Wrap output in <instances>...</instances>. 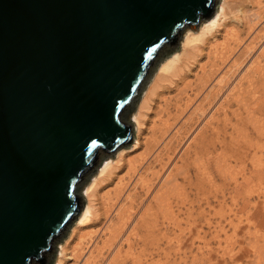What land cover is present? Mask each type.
<instances>
[{"label": "water", "instance_id": "95a60500", "mask_svg": "<svg viewBox=\"0 0 264 264\" xmlns=\"http://www.w3.org/2000/svg\"><path fill=\"white\" fill-rule=\"evenodd\" d=\"M218 1L0 0V264H52L153 67Z\"/></svg>", "mask_w": 264, "mask_h": 264}, {"label": "bare ground", "instance_id": "6f19581e", "mask_svg": "<svg viewBox=\"0 0 264 264\" xmlns=\"http://www.w3.org/2000/svg\"><path fill=\"white\" fill-rule=\"evenodd\" d=\"M261 12H264V0H219L215 12L210 18L200 21L197 26L184 29L179 48L164 55L161 59L154 75L140 96L136 109L131 113V119L135 126L133 142L130 146L117 149L114 158L104 159L98 166L95 175L84 186L85 202L83 210L74 222L69 235L63 239V243L59 244L58 253L53 264H61L68 250L69 255L67 257L73 260L71 264H77L83 256L86 263L90 261V264H98V259L104 256L101 253L102 250L100 251L101 246L98 247L96 244L99 237L104 234L105 238L102 242L104 245L107 244V253L110 257V255L112 256L120 250L119 242L122 237L125 236L129 240L127 233L129 234L128 231L133 223L139 222L140 226H144L147 230L143 227L145 235L141 238L138 233V237L143 240L151 237L149 239L151 244H149L150 241L146 242L147 246L150 245L151 247H148V249L143 247V249L145 252H149V248H152V251L148 253V256L147 254L144 255L141 248H137V251V249L132 248L133 243L128 242L125 245H131L132 247L126 248L127 250L123 252L125 253L123 256L117 254V258L120 256L122 258L117 259L116 264H126L127 257L131 264H153V254L160 255L168 248L169 250L172 248V253L175 255H181L182 252H185V248L182 246L184 244H180L182 240L180 238L182 237L179 238V234L175 232V229L177 230L180 225L178 219L180 217L178 216L188 210L187 214L184 215L187 218V220L184 218L186 221L196 219L198 214L207 218L211 204L214 201V194L210 189L212 178L208 161L213 156L214 145H208L203 150L206 154L203 162L199 160L201 158L200 151L199 155L198 153L194 155L195 150H191L194 152L192 153L194 156L190 152V157L184 154L186 155L184 158L183 152L181 153L182 146L175 147L174 142L177 144L180 142L181 138H179L178 132L182 124L188 123V121L193 123L194 120L198 125L192 130L195 129L199 134V131L201 132L200 126L203 123L202 129L206 127L215 135L216 139L223 142V139L227 137L229 127L231 129L236 128V135L239 130L240 134L244 132L242 130L244 128V111L246 113H249L248 110L252 109L264 111V101L261 102L262 97L259 96L264 90V63L259 64L260 57L264 56V42L263 40L256 41L261 36L259 34V31H261L259 26L262 24ZM189 76H192L194 80ZM244 91H247V93ZM256 124L253 127L259 125L256 126ZM144 130H147L150 134L144 137L145 139L143 138L145 150L141 154L142 156L139 155L138 159H128L127 165H125L127 170H125V173L118 175L115 169L122 166L118 163L125 159V152L140 145V137ZM189 132L191 134V131ZM202 133L204 135V132ZM229 133L230 137H235L232 132ZM196 134L194 132V135ZM203 135L201 140L205 138ZM237 137L239 136L237 135ZM211 138L212 136L209 138V142ZM181 142H183L182 139ZM199 143L202 144L201 141ZM188 147L187 149H189ZM196 148L195 146L194 149ZM200 148L202 149V147ZM220 151L217 152V156L221 155L222 159L218 161L216 158L217 165L215 166L219 173L224 171L225 166L228 165H225V159L227 160L226 157H228L226 152L224 150V152ZM184 161L191 164L196 170V175H193L194 178L196 177V185L193 184L196 190L194 191L195 198H189L190 195L181 192V194H177V197L180 195L181 200L174 204V198L177 199V197L171 194V189L176 185V174L180 170V173L184 172L185 174V171L182 172L185 167L183 166L184 168L181 169L182 163H185ZM186 171L188 172V169ZM200 174H203V179L198 176ZM240 179L241 181L234 179L233 183L240 185L239 182L242 183L244 178ZM113 180L115 182L114 185L112 184L113 187L105 191L103 189L104 192L100 193V189L113 182ZM200 180L209 184L204 187L203 183L200 184ZM172 192L174 193L173 190ZM244 201L248 203L249 198L247 197ZM200 203L205 204L207 207V209L205 208L206 212L204 209H200L201 207L199 212L193 210L195 208L194 204L200 205ZM258 204H256L257 207ZM175 206L176 209H174ZM136 213L138 214L137 217ZM92 219L98 221L96 227L82 233L81 227L92 221ZM168 219L169 221H167ZM208 219L206 221H209ZM168 223H172L173 226H169ZM134 225L137 226V224ZM192 228L189 231H192ZM131 229V233L136 234V230L134 232L135 228L132 227ZM168 229L175 232L172 236L176 242L172 243L173 241L168 237L167 244L161 246L160 241L163 237L165 239ZM180 231L182 230L179 229ZM154 233H156V236ZM181 233L184 234L183 231ZM193 233L195 232L191 234L194 235ZM72 238H76L77 241L70 248ZM128 250L130 252L127 253ZM169 250L167 251L169 252ZM142 254L146 257H142ZM164 254L166 253L164 252Z\"/></svg>", "mask_w": 264, "mask_h": 264}, {"label": "rangeland", "instance_id": "374dc122", "mask_svg": "<svg viewBox=\"0 0 264 264\" xmlns=\"http://www.w3.org/2000/svg\"><path fill=\"white\" fill-rule=\"evenodd\" d=\"M218 3H219V1H218ZM260 16H262L261 17L262 24L259 26L261 29V31H259L261 38L258 37L256 39V41L260 42V40H263V42H264V38H263L264 37L263 36L264 35L263 34L264 33V31H263L264 30V27H263L264 26V12H261ZM181 38H182V36H181ZM181 38H180V40H181ZM180 40H179V43L177 45V49L179 48ZM263 58H264V56L260 57L259 64L261 62L264 63ZM159 62L153 67L148 79L146 80V82H145V84H144V86L140 92L139 97L133 103L132 110L127 115L128 120L132 121L131 113L136 109L137 104L140 100V96L142 95L145 87L147 86V83L151 80L152 76L154 75V73H155V71L159 65ZM189 78L194 80L192 76H189ZM194 83H195V81H194ZM259 87H260V85H259ZM263 91L259 95L260 98L262 97L261 102L264 101V92ZM244 92L247 93V91H244ZM252 110H248L249 113H246L244 111V128L242 129L244 132H242L240 134V132H239L240 130H239L238 131L239 134L237 132V135L239 137H237V135L235 133L236 128L231 129V127H229L228 133L226 135L227 137L225 139H223V142H220V139H216L215 135L213 133H211L206 127L202 129L203 123H202V126H200L201 132L199 131V134L197 131H195V129L192 130V128H194L195 126L198 125L195 122V120L193 121V123H192V121L191 122L188 121V123H185L186 125L182 124L178 133H179V138H181L183 142H181V139H180V142L178 144L176 142H174V144H176L175 147H181L182 146L181 147V153L183 152L182 155L186 154V155H188V157H190V155H189L190 152H191L190 153L191 155H193L192 153H194V152H196V153H194V155H197V153L199 155V153L201 152V154H203V155L201 156V154H200L201 158L199 160L203 161L206 158V156H205L206 154L203 152V150L208 145H214V151L212 153L213 156L208 160L209 165H210V169H211V178H212V180L210 182V189H211V192L214 194L213 195L214 201L212 202L209 214L207 215V218H209L208 219L209 221H206L207 218L202 217L201 214H198V217L196 219H194L196 221L191 220V219H188V221H186L187 218L184 215L187 214L188 210L184 211L183 214H179L178 217H180V218H178V219L180 220L179 221L180 225H179V228H177V230L175 229V232H177V234H179L178 235L179 238L182 237V238H180V240L181 239L182 240L181 241L179 240V241H180L181 245H182V243L184 244L182 246L185 248V252H182L181 255L180 254L175 255L174 253H172L173 252L172 248H170V250L168 248L164 251L167 255L164 254V252L160 253V255H156V253H154L153 254V260H152L153 264H156L157 262H158V264H161V263L162 264H264V245H263L264 244V203H263L264 202V150H263L264 149L263 148L264 147V111L261 109H260L261 111L256 110V109L255 110L252 109ZM250 117H252V118H250ZM256 123H258L260 126ZM187 124H189L191 126H189ZM254 124H256V126L257 125L258 126L253 127ZM188 130L191 131V134ZM146 131L147 130H144L141 137H140V141H141L140 145H137L135 148L128 150L127 151L128 153L125 152V159L122 160L123 163H122V161L119 163L115 162V163H118V165L119 164L122 165L121 167H118L117 169H115V170H117L116 173L118 175L125 173V170H127V166H125V165H127L128 159H133V158L138 159L139 155H140V157L142 156L141 154L145 150V148H144L145 146H143L144 145L143 141L145 139L144 137H147L150 134L148 131L147 132ZM194 132H195V134L196 133L197 134L194 135ZM202 132H204V135ZM229 132H232L234 134V135L233 134L232 135L235 137H230ZM134 133H135V126H134ZM183 133H184V135H183ZM200 133H202V134L200 135ZM245 133H247V134H245ZM202 135L205 136V138L203 137L204 139L201 140ZM211 136H212V138L210 139V142H209V138ZM242 136H243V138H242ZM192 138L195 141L191 140ZM187 141H189V142H187ZM200 141L202 144H200V143L198 144V142H200ZM230 142H232V143H230ZM131 143L128 146H130ZM189 144H191V145L189 146ZM195 146L197 147L196 149H194ZM125 147H127V146H125ZM187 147L189 149H187ZM200 147H202V149ZM220 149L222 152L225 151L227 156H228V157H226L227 160L225 159V162H226L225 165L226 164H228V165L225 166L224 171H222L221 173H219V171L215 168V166L217 165L216 160L218 159V161H220L222 159L221 155L219 157L217 156L218 155L217 152L220 151ZM191 150H193V151L195 150V151L193 152ZM239 152H240V155H239ZM115 153H113L112 155H110L106 158H109V157L114 158ZM172 155H174V154H172ZM186 155H184V158L186 157ZM132 156H134V157H132ZM130 157H132V158H130ZM214 157H215V159H214ZM236 157H237V159L238 158L239 159L237 160ZM241 157H242V159H241ZM228 161H229V163H228ZM184 162L185 163H182L183 165H181L182 166L181 169H183L185 167L186 170L188 169V172L186 170H184L185 169L184 168L182 170V172L185 171V174H184V172L180 173L181 170H180V172H178L176 174V177H177L175 180L176 185L174 186V188L171 189V194L174 197H177V194L178 193L181 194V192H182V193H187L188 196L190 195L189 198L190 197L195 198L194 191H196V190L194 189L193 184H195V181H196L195 180L196 177L194 178V176L196 175V170L194 169V167L191 164L186 163V161H184ZM186 164H188V165H186ZM96 171H97V169H96ZM96 171H94L92 173V175L89 177V180L95 175ZM225 171H226V173H225ZM223 172H224V174H223ZM198 176L201 177V179H203V174H200ZM234 176H235V178H234ZM242 176H244V177H242ZM240 178H244V181L242 183L239 182L240 185H236L235 183H233L234 179H238L239 181H241ZM114 180H113V182L103 186L102 189H100V193H103L108 188L113 187V185L115 183ZM88 181L85 182L81 186L80 191H79L84 197V202H85V196H84L83 190H84V186H86ZM182 182H185V183H182ZM201 183H203L204 187L209 184L206 181L202 182L200 180V184ZM177 187L179 190L177 189ZM234 187H236V188H234ZM103 189H104V191H103ZM172 190L174 191V193L172 192ZM221 190H222V192H221ZM192 191H193V194H192ZM222 193H223V195H222ZM247 197L249 198V201H248V203H245L244 199H247ZM174 199H175L174 204H177L178 200L179 201L181 200L180 195L177 197V199L176 198H174ZM243 201H244V204H243ZM258 201H259V204H258ZM253 203H254V205H253ZM256 204H258V207L256 206ZM202 206H203V208H202ZM194 207L195 208H193V210H195L196 212L201 211L200 209H204L205 212L207 211L206 210L207 207L205 206L204 203H200V205L194 204ZM174 209H176V206L174 207ZM182 209L184 210V207ZM137 216H138V214L136 213V217ZM92 221H93V219H92ZM92 221H89L88 223L84 224L81 227L80 230L82 231V233L86 232L87 230H89V231L93 230L96 227L98 221L97 220L93 221L94 224ZM167 221H169V219ZM189 222H191V223H189ZM194 223H196V224H194ZM73 224L67 230L65 237L62 238V240L60 242H57L55 244L56 252L52 256V264L55 262L56 255H57L58 249H59V244L63 243L64 242L63 239H65L69 235ZM134 224H137V226H135ZM168 225L173 226L172 223L171 224L168 223ZM132 227H133V229L135 228L134 232L136 230V232H135L136 234L131 233ZM132 227L130 229H129V227L127 228V231L129 229V231H128L129 234L127 233V235L129 236V240L130 239L131 240L129 241L125 236L122 237V239L119 242L120 243V247H119L120 252L117 251L116 254H113L112 256L110 255V257L107 253L108 252L107 251L108 247H106L107 244L104 245L102 242L103 239L105 238L104 234H102V236L99 237L96 244L98 245V247L101 246L100 251L102 250L101 253L104 256H102L101 259H98L99 260L97 262L98 264H100V263L101 264H112V263L116 264V262H117L116 260L122 258L121 256H123V254H125L123 252H125L131 246V245L130 246L125 245L128 242L130 244L133 243L132 244L133 247L132 246L131 247L135 248V250L137 248L138 249L141 248L144 251L145 247L147 249H148V247H151L150 245L147 246L148 241H150L149 244H151V240H149L151 237L147 238L148 240L147 239H144V240L141 239L142 236L145 235V230H147V229L143 226L145 228V230H144L142 225L140 226V222L139 223H133ZM191 227H193L192 231H189V229ZM222 228H223V230H222ZM179 229H181L184 232V234L181 233L182 231L179 232ZM194 229H195V231H194ZM175 232L173 230L168 229L167 233L165 234L166 235L165 239L163 237L161 239V241L159 240L161 243V246H163V245L165 246L167 244L166 240L168 237L171 239V241H173L172 243L176 242V240H174L175 238L173 237ZM192 232H195V233H193L194 235L191 234ZM138 233H139L141 238L138 237V235H137ZM188 233H190L191 235H189ZM154 235L156 236V233H154ZM75 241H77V239L72 238V240L70 241V248L74 245ZM144 242H145V244H144ZM164 242H165V244H164ZM185 242H186V244H185ZM142 244H144V245L141 246ZM143 247H144V249H143ZM171 247H172V245H171ZM257 248L260 250H258ZM138 249H137V251H138ZM167 250H169V252ZM137 251H134V252H137ZM150 251H152V248H149V252ZM128 252H130V251L128 250L127 253ZM149 252L144 251V255L147 254V256H148ZM118 253L122 254V255L117 258V256L119 255ZM68 255H69V250L66 251V256L63 258L61 264H71V262L73 263V260L68 259V257H67ZM179 255L181 256L180 258L178 257ZM113 256H115V257H113ZM142 257H146V256H143V254H142ZM210 258H211V260H210ZM126 259H125L126 264H131L128 257ZM83 261H85V262H83ZM90 263H91L90 261L89 262L87 261V263H86L84 256L82 257V259H79L77 262V264H90Z\"/></svg>", "mask_w": 264, "mask_h": 264}]
</instances>
